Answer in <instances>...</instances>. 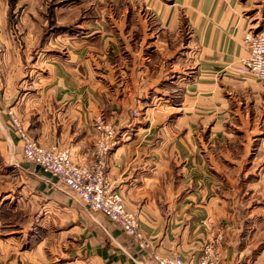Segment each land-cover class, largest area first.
<instances>
[{
    "label": "crops",
    "instance_id": "0c3cea01",
    "mask_svg": "<svg viewBox=\"0 0 264 264\" xmlns=\"http://www.w3.org/2000/svg\"><path fill=\"white\" fill-rule=\"evenodd\" d=\"M96 1L78 31L75 7L55 4L60 44L30 62L0 13V264H156L151 249L199 264L208 242L221 264H264V82L237 70L264 9ZM10 109L41 144L83 163L104 116L119 140L107 176L139 212L150 249L27 160Z\"/></svg>",
    "mask_w": 264,
    "mask_h": 264
},
{
    "label": "built area",
    "instance_id": "2783aa9c",
    "mask_svg": "<svg viewBox=\"0 0 264 264\" xmlns=\"http://www.w3.org/2000/svg\"><path fill=\"white\" fill-rule=\"evenodd\" d=\"M243 42L248 55L239 60L238 72L264 82V25L258 31L248 30ZM9 115L11 124L22 141L27 160L57 177L60 186L72 197L92 209L104 212L125 233L133 237L141 249H150L151 243L141 227L139 212L128 208L123 194L107 176L108 156L119 140L116 128L104 116L100 115L95 119L97 138L94 159L92 162L83 163L75 160L69 148L41 144L29 135L13 110H9ZM151 255L156 264H190L179 254L166 255L151 249ZM199 264H221L220 252L213 242L205 244Z\"/></svg>",
    "mask_w": 264,
    "mask_h": 264
},
{
    "label": "rangeland",
    "instance_id": "374dc122",
    "mask_svg": "<svg viewBox=\"0 0 264 264\" xmlns=\"http://www.w3.org/2000/svg\"><path fill=\"white\" fill-rule=\"evenodd\" d=\"M249 1L253 6L257 4L255 11L259 8L262 12L264 7L261 2H264V0ZM37 2L42 6L43 15L37 13V8L39 6ZM55 4H61L63 8L75 7L77 11L74 17L75 23H73V29L75 31L81 29V27L76 25L79 24L82 19L86 18L89 13L97 15L100 12L99 1L96 0H0V13L4 14L5 17H8L10 20L12 27L10 32L13 33L17 40H20V45L23 46L26 54L29 55V62L33 60L34 55L37 57L39 51H42L43 54L55 53L54 49L57 48V44H60L61 39L57 41L55 36L51 38L53 31L60 30L58 25H54L55 20H53V8ZM28 9H32L33 11ZM31 13H34L36 17L32 16L30 19L35 20L33 22L37 23V25L35 23L31 26L22 25L24 20L27 21V17L25 18V16L31 15ZM41 21L46 22V24H40L39 26L38 22ZM62 30H64V28H62ZM45 38H47V41L44 40ZM62 45L64 46V42ZM48 49H50V51H47Z\"/></svg>",
    "mask_w": 264,
    "mask_h": 264
}]
</instances>
